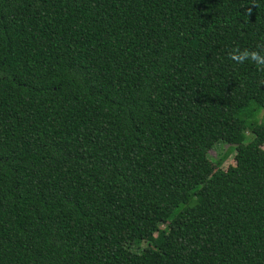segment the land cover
I'll return each mask as SVG.
<instances>
[{"label": "trees", "instance_id": "obj_1", "mask_svg": "<svg viewBox=\"0 0 264 264\" xmlns=\"http://www.w3.org/2000/svg\"><path fill=\"white\" fill-rule=\"evenodd\" d=\"M236 47L264 52V0H0V264H264V71Z\"/></svg>", "mask_w": 264, "mask_h": 264}, {"label": "rangeland", "instance_id": "obj_2", "mask_svg": "<svg viewBox=\"0 0 264 264\" xmlns=\"http://www.w3.org/2000/svg\"><path fill=\"white\" fill-rule=\"evenodd\" d=\"M261 120L264 121V111L261 114ZM235 165V148L222 142L214 149L207 151L190 173L204 184L216 171L227 170Z\"/></svg>", "mask_w": 264, "mask_h": 264}, {"label": "clouds", "instance_id": "obj_3", "mask_svg": "<svg viewBox=\"0 0 264 264\" xmlns=\"http://www.w3.org/2000/svg\"><path fill=\"white\" fill-rule=\"evenodd\" d=\"M228 58L237 64L251 61L258 66L259 70L264 71V52L248 49L241 50L236 47L229 51Z\"/></svg>", "mask_w": 264, "mask_h": 264}]
</instances>
